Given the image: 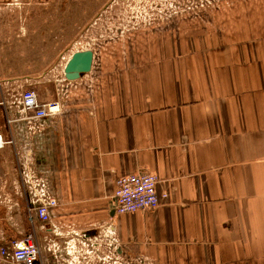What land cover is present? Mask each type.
I'll use <instances>...</instances> for the list:
<instances>
[{"label": "crops", "instance_id": "obj_1", "mask_svg": "<svg viewBox=\"0 0 264 264\" xmlns=\"http://www.w3.org/2000/svg\"><path fill=\"white\" fill-rule=\"evenodd\" d=\"M92 51V90L85 74L60 98L37 94L63 104L32 146L58 202L48 222L31 220L40 248L72 243L74 259L77 242H112L152 264H264V1L244 21H182ZM15 127L0 114L13 141L0 149V210L15 212L3 239L25 236ZM131 173L157 176L159 204L116 214L115 181Z\"/></svg>", "mask_w": 264, "mask_h": 264}, {"label": "rangeland", "instance_id": "obj_2", "mask_svg": "<svg viewBox=\"0 0 264 264\" xmlns=\"http://www.w3.org/2000/svg\"><path fill=\"white\" fill-rule=\"evenodd\" d=\"M259 1L264 0H0V100L15 101L22 90L31 89L42 100L54 94L56 99V93H64L65 84L57 82L58 77L74 51H102L115 42L182 21H244V6ZM86 74L82 85L90 91L95 86V70ZM26 200L25 211L18 205L16 214L24 235L32 233L35 224L24 215ZM14 213L0 210V250L21 236L12 231L13 237L2 238L5 224H13ZM108 245L104 243L106 252L100 256H107ZM92 249L89 244L75 243L80 257L95 258ZM80 261L74 264H85Z\"/></svg>", "mask_w": 264, "mask_h": 264}, {"label": "built area", "instance_id": "obj_3", "mask_svg": "<svg viewBox=\"0 0 264 264\" xmlns=\"http://www.w3.org/2000/svg\"><path fill=\"white\" fill-rule=\"evenodd\" d=\"M91 72V71H90ZM88 72V73H90ZM78 80H67L62 76L58 77L64 87L65 95L68 89L73 86L72 82ZM91 82L90 79H88ZM77 84H81L75 82ZM58 95V93H57ZM62 102L59 99L51 102H43L39 99L35 90H22L15 101H8L6 98L0 100V109L4 121L9 127H15L16 130L24 131L23 144L18 151L17 162L20 177L22 179L25 193L27 196V216L30 221L37 217L45 223L52 217L53 210L58 205L57 199L51 194L50 184L45 171L37 168L34 162V153L32 150L35 136L41 134L44 129L43 119L57 115L61 112ZM7 143H13L12 140H6L0 133V149ZM158 178L151 173H131L118 177L115 181L116 189L114 192L113 211L116 214L130 213L136 211H145L154 209L159 204V196L156 191ZM165 196V195H163ZM110 226L106 227V232ZM51 240V239H48ZM86 245L85 242H81ZM112 251L107 253L106 257H98L99 261H106L107 264H152L145 257H127L116 252L118 245L109 243ZM64 253L69 254L74 246L64 243ZM60 244L47 241L44 248L41 249L35 240L34 233H29L20 239L11 240L0 250V262L2 264H51L56 253L59 252ZM71 264L70 260L66 261Z\"/></svg>", "mask_w": 264, "mask_h": 264}, {"label": "water", "instance_id": "obj_4", "mask_svg": "<svg viewBox=\"0 0 264 264\" xmlns=\"http://www.w3.org/2000/svg\"><path fill=\"white\" fill-rule=\"evenodd\" d=\"M93 51L91 49L78 50L72 53L63 69L67 80H77L91 70Z\"/></svg>", "mask_w": 264, "mask_h": 264}, {"label": "flooded vegetation", "instance_id": "obj_5", "mask_svg": "<svg viewBox=\"0 0 264 264\" xmlns=\"http://www.w3.org/2000/svg\"><path fill=\"white\" fill-rule=\"evenodd\" d=\"M79 254L80 253H78L77 258H75V260H74L73 258H71V259L65 258L64 253H56L55 257L52 259L51 264H67V262H66L67 260H70L71 261V264H74L75 262L76 263H79V262H81L80 261V258L82 259V262L84 261L85 264H89L90 259H87V257H85L84 255L82 257H80ZM102 254H104V253H102ZM102 256H104V255H102ZM98 257H100V254L99 253H96V257L94 259L97 260V261H99L98 260ZM127 259L128 260H131L132 257L127 256ZM99 262L102 263V264H105V263L107 264L106 261H104V262L103 261H99ZM128 264H131V263H128Z\"/></svg>", "mask_w": 264, "mask_h": 264}, {"label": "bare ground", "instance_id": "obj_6", "mask_svg": "<svg viewBox=\"0 0 264 264\" xmlns=\"http://www.w3.org/2000/svg\"><path fill=\"white\" fill-rule=\"evenodd\" d=\"M73 53H74V52H73ZM71 55H72V54H71ZM70 57H71V56H70ZM70 57H68V58H70ZM67 61H68V60H67ZM67 61H66V62H67ZM65 64H66V63H65ZM64 67H65V65H64ZM64 67H63V69H64Z\"/></svg>", "mask_w": 264, "mask_h": 264}]
</instances>
